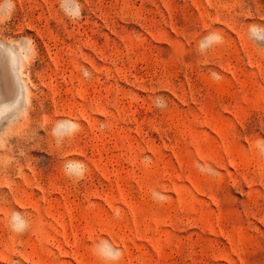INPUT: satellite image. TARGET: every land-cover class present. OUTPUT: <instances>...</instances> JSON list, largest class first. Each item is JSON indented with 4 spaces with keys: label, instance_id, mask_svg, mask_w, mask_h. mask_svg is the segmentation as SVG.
<instances>
[{
    "label": "rangeland",
    "instance_id": "rangeland-1",
    "mask_svg": "<svg viewBox=\"0 0 264 264\" xmlns=\"http://www.w3.org/2000/svg\"><path fill=\"white\" fill-rule=\"evenodd\" d=\"M262 151L264 0H0V264H264Z\"/></svg>",
    "mask_w": 264,
    "mask_h": 264
},
{
    "label": "clouds",
    "instance_id": "clouds-1",
    "mask_svg": "<svg viewBox=\"0 0 264 264\" xmlns=\"http://www.w3.org/2000/svg\"><path fill=\"white\" fill-rule=\"evenodd\" d=\"M223 37L216 32L209 33L207 36H205L199 43V51L203 53L207 48H209L214 43H220L222 42ZM214 76H216L215 73H213ZM79 129V125L77 123H74L73 121L65 120V121H59L57 122V125L53 129V134L57 136V138H60L62 134L74 132ZM262 143V142H258ZM262 154H264V151H262ZM64 170L65 174L69 177L75 176L77 178H82L84 172L86 171V165L81 161H66L64 164ZM161 199H166V197H161ZM19 219V214L16 213L13 215V229L14 230H21L23 225V221H20L19 224L16 223V221ZM110 258H119L120 252L119 250H116L114 252L108 253Z\"/></svg>",
    "mask_w": 264,
    "mask_h": 264
},
{
    "label": "bare ground",
    "instance_id": "bare-ground-1",
    "mask_svg": "<svg viewBox=\"0 0 264 264\" xmlns=\"http://www.w3.org/2000/svg\"><path fill=\"white\" fill-rule=\"evenodd\" d=\"M6 83V81H4V84Z\"/></svg>",
    "mask_w": 264,
    "mask_h": 264
}]
</instances>
